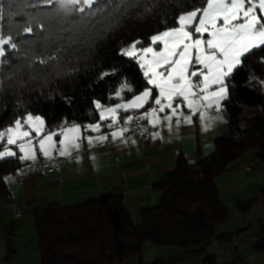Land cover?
Masks as SVG:
<instances>
[{"label": "trees", "instance_id": "obj_1", "mask_svg": "<svg viewBox=\"0 0 264 264\" xmlns=\"http://www.w3.org/2000/svg\"><path fill=\"white\" fill-rule=\"evenodd\" d=\"M172 2L159 0L157 9L148 12L141 0V7L129 9L118 24L109 26L112 16L101 12L91 18V24L81 23L66 31L46 14L52 9L42 0H18L12 9L18 14L14 15H9V0H0L5 5L0 28L7 32L22 22L33 27L31 34L21 32L18 38L29 43L20 44L18 52H10L12 59L0 65V127L26 111L42 115L49 130L58 129L65 121L82 126L99 121L95 100L105 105L116 103L109 97L125 78L142 81L138 66L118 55L120 48L146 34L147 27H162L151 21L167 11ZM57 52L59 62L39 64L38 57ZM113 69L115 75L100 79L101 72ZM262 81L264 63L258 55L234 75L231 95L225 102L229 128L216 138L213 153L195 162L178 158L176 169L155 187L163 194L159 207L142 213L141 226H134L124 208L123 195L118 193L75 206L36 210L41 264H123L127 259L141 260L144 245L150 242L183 251L175 258L151 264H178L203 255L204 264H217V259L206 255L207 247L216 237V227L231 219L217 177L251 150L257 151V158L264 163ZM130 97L125 93L126 99ZM22 165L25 163L18 157L0 161V194H9L3 188L4 174ZM261 199L264 201L263 196L237 201L238 213L249 212ZM140 264L145 263L141 260Z\"/></svg>", "mask_w": 264, "mask_h": 264}, {"label": "snow or ice", "instance_id": "obj_2", "mask_svg": "<svg viewBox=\"0 0 264 264\" xmlns=\"http://www.w3.org/2000/svg\"><path fill=\"white\" fill-rule=\"evenodd\" d=\"M17 2L9 0V15L18 14L12 11ZM144 3L145 11L153 12L159 0H144ZM42 4L52 9L46 14L66 31H72L81 23L91 24V18L101 12L112 16L109 26L118 24L129 9L141 7V0H42ZM4 17L5 5L0 4V20ZM151 23L162 27H147L146 34L126 43L118 53L138 66L142 81L125 78L114 89V96L109 97L117 101L112 105L95 100L98 123L81 126L65 121L58 129L49 130L42 115L26 111L0 127V161L17 157L14 148L20 154L19 160L25 161L36 158L37 146L48 158L54 150L61 156L70 155L71 149L79 150L83 139L90 146L103 143L107 136L84 137L82 131L98 134L105 121H109L107 128L115 129L111 132L113 139L122 137L133 120H147L152 127L166 122L171 131L174 118L179 127L181 122L191 124L197 113L207 130L212 118L206 117L205 111L213 107L219 111L222 102L229 99L238 70L258 55L264 63V0H173L170 8ZM21 32L31 34V23L11 26L7 32L0 28V65L12 59L10 52H18L20 44L29 43L18 39ZM50 61L59 62V52L38 57L41 65H48ZM115 72V69L103 71L100 79ZM125 93L131 97L126 99ZM184 108L191 115H185ZM141 109L145 110L141 112ZM121 112L139 114L126 115L121 126ZM152 136L155 139L160 134L156 132ZM55 137H60L59 149L55 148Z\"/></svg>", "mask_w": 264, "mask_h": 264}, {"label": "crops", "instance_id": "obj_3", "mask_svg": "<svg viewBox=\"0 0 264 264\" xmlns=\"http://www.w3.org/2000/svg\"><path fill=\"white\" fill-rule=\"evenodd\" d=\"M225 102H222L219 111L214 107L205 111L206 117L212 118L207 130L197 113L192 117L191 124L181 122L179 127L174 118L171 131L166 122L157 126L160 136L155 139L153 133L126 136V132L122 137L113 139L111 132L115 129L107 128L109 121H105L101 123L98 134L82 131V135H105L108 138L103 143L107 141L109 144L106 147H100L103 144L100 142L90 146L87 139H83L79 150L71 149L70 155L61 156L54 150L46 158L37 146L34 160H19L25 165L3 176V188L10 196L21 200L25 215L16 219L0 209V264H41L35 211L46 206L70 207L105 197L109 193H118L123 195L124 208L134 226H141L142 213L159 207L163 194L157 192L155 187L176 169L178 158L183 156L189 162H195L201 156L211 155L216 138L228 131L229 113ZM183 111L185 115H191L187 108ZM129 114L135 115L120 113V125ZM206 132L213 134L209 136ZM59 139L54 138L56 149L60 148ZM13 150L17 151L18 157V150ZM55 155L65 161L56 165L54 173L33 171L35 165ZM258 161L257 151L251 150L232 163L225 174L217 177L219 190L223 187L227 194L235 183L246 181L250 187L243 194H233V197L226 199L221 191V199L228 207L231 219L216 227V237L206 252L207 256L217 259V264H264V244L261 243L264 240V201L259 200L245 214L238 213L236 203L256 196L264 197V163ZM251 164V170H246ZM237 176L243 179L238 181ZM224 237L228 240H219ZM182 253L179 247L162 248L150 242L144 245L141 260L151 264L156 260L175 258ZM204 259V255L197 256L178 264H204ZM141 260L127 259L123 264H140Z\"/></svg>", "mask_w": 264, "mask_h": 264}, {"label": "built area", "instance_id": "obj_4", "mask_svg": "<svg viewBox=\"0 0 264 264\" xmlns=\"http://www.w3.org/2000/svg\"><path fill=\"white\" fill-rule=\"evenodd\" d=\"M121 126H123L122 122H121ZM144 129H146V131ZM129 130L130 133H125L126 136L132 134L138 135V132H145L148 134H152L157 132L158 128L152 127L150 124H148V122H144V123H136V125L129 126ZM210 134L212 135L213 133L206 132V135L210 136ZM106 145H109L107 144V141L106 143L101 144L100 147H106ZM64 161L65 159L55 155L53 158L44 159L41 161V163L35 165L33 167V171L37 173L44 172V173L52 174L55 171L56 165ZM252 165L253 164L247 167L246 170L250 171ZM4 196H7L8 205L0 206V209L10 214L12 217L16 219L22 218L25 215L24 213L25 207L21 202V200L13 196H10L9 194H4V195L0 194V197H4Z\"/></svg>", "mask_w": 264, "mask_h": 264}, {"label": "rangeland", "instance_id": "obj_5", "mask_svg": "<svg viewBox=\"0 0 264 264\" xmlns=\"http://www.w3.org/2000/svg\"><path fill=\"white\" fill-rule=\"evenodd\" d=\"M258 162L259 163H262L260 160ZM242 179H243L242 177H238V181H241ZM247 185L248 184L246 183V181L239 182V183H235L234 187H232L230 190H228L229 191V194H227L226 191H224L223 187H222L221 191L223 192V195L225 194L224 195L225 196L224 198L226 199V198L231 197V196L233 197V194L234 195L243 194V192L246 191L247 188H250ZM221 191H220V194H221Z\"/></svg>", "mask_w": 264, "mask_h": 264}, {"label": "bare ground", "instance_id": "obj_6", "mask_svg": "<svg viewBox=\"0 0 264 264\" xmlns=\"http://www.w3.org/2000/svg\"><path fill=\"white\" fill-rule=\"evenodd\" d=\"M144 122H147V121L146 120H143V121L133 120V122L129 126L136 125V123H144ZM129 126H128V128H129ZM126 133H130V130L126 131ZM143 133H145V132H138V135L143 134ZM132 135H135V134H132ZM132 135H128V136H132ZM4 205H8L7 196L0 197V206H4Z\"/></svg>", "mask_w": 264, "mask_h": 264}]
</instances>
